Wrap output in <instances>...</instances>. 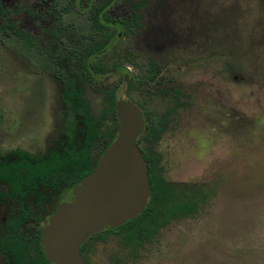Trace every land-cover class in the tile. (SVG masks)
<instances>
[{"label": "rangeland", "instance_id": "1", "mask_svg": "<svg viewBox=\"0 0 264 264\" xmlns=\"http://www.w3.org/2000/svg\"><path fill=\"white\" fill-rule=\"evenodd\" d=\"M150 2L139 0L144 18L138 15L136 39L116 45L120 53L135 50L143 64L148 51L167 56L169 95L110 76L96 77L86 96L98 113L97 89L117 84L116 97L161 112L180 88L182 104L154 149L174 193L196 195L199 203L194 215L171 223L156 244L122 264H264V0ZM9 48L0 43V158L25 150L34 159L60 139L61 90ZM125 69L134 72L130 64ZM117 245L108 236L94 257L105 262Z\"/></svg>", "mask_w": 264, "mask_h": 264}, {"label": "flooded vegetation", "instance_id": "2", "mask_svg": "<svg viewBox=\"0 0 264 264\" xmlns=\"http://www.w3.org/2000/svg\"><path fill=\"white\" fill-rule=\"evenodd\" d=\"M149 3H151L150 0H143V5L151 6ZM142 9L139 0H0V36L20 38L22 50L20 57L27 68H33L28 57H41L48 60L52 66H56L55 73L71 75L73 74L72 57L77 55L79 50L77 48L74 50V46H77L79 41L89 40L91 36L104 40L107 31L110 34V43L100 52L101 61L107 64V68L101 72L91 70L93 85L97 84L96 77L97 82H101L110 76H118L119 82L124 83L126 87L129 84L130 86L143 84L146 91L152 90L150 95L156 94L165 99L169 92L165 91L164 86L171 82L170 59L167 56L161 59L160 55L156 54V50H151L148 51L143 64L138 60L139 55L135 50L125 49L120 53L119 44L116 45L117 41L123 39L130 41L136 39L139 26L138 15L139 10ZM91 20L98 25V29L92 35L89 34L88 27ZM146 20L149 23V18ZM161 55L164 56V53ZM109 63H115V65L110 66ZM127 64L134 68L133 73L125 69ZM88 66L90 67L89 63ZM48 72L47 70L39 71L42 75L46 74L55 78L61 90L59 77ZM81 83L86 94V89L91 83L84 79ZM110 86L116 91L117 84ZM179 89H172L170 107L161 112L150 111L167 113V123L171 112L182 104L178 97L180 104L175 105L176 99L173 96L175 90L178 92L177 96L180 95ZM60 93L61 91L58 99L63 107ZM132 101L141 112L143 130L145 112L148 111H144L138 102ZM58 133H61L60 139H54L50 149L35 158H44L50 151L61 152L67 146V138L62 132V120ZM22 153L27 155L25 150ZM65 181L66 178L20 179L18 190L11 191L9 181L0 178V264H57L45 256L39 237L44 223L74 184H67ZM164 181L167 183L165 178ZM186 195L195 202V211L188 215L183 209ZM175 198L181 199L180 210L176 208L168 210L162 222L147 237H130L126 232L133 231V228L120 227V224L87 235L78 247V253L84 264H122L129 257L136 258L139 253H145L148 248L156 244L154 239L160 231L167 229L171 223L197 212L199 199L196 195L174 193L172 199ZM173 202L169 201L167 205L171 207ZM108 236L117 240L118 248L115 247L108 259L100 263L99 259L94 257L95 248L105 244Z\"/></svg>", "mask_w": 264, "mask_h": 264}, {"label": "trees", "instance_id": "3", "mask_svg": "<svg viewBox=\"0 0 264 264\" xmlns=\"http://www.w3.org/2000/svg\"><path fill=\"white\" fill-rule=\"evenodd\" d=\"M88 27L90 35L98 29V25L92 20ZM109 38L110 34L106 31L104 40L91 36L87 41H79L78 45L74 46V50L76 48L79 50L77 55L72 57L73 74L71 75L55 73L56 66H52L48 60L41 57H28L33 70H47L49 74H56L59 77L62 86L60 98L63 104L62 132L68 142L61 152L50 151L44 158L31 159L20 150L9 157L0 158V178L9 181L11 191L18 190L20 179L66 178L67 184L77 182L92 170L98 156L114 138L117 125L114 112L116 99L114 87L104 85L97 89L101 94V108L98 113H94L91 111L81 83L84 79L93 84L91 70L101 72L107 68V64L101 61L100 52L109 45ZM0 43L9 45L13 51L21 54V42L18 36L6 38L1 35ZM109 65L114 66L115 63ZM177 93V90L173 93L176 99L175 105L180 104ZM144 117L145 127L137 137L136 143L138 147L140 142L143 143L139 148L146 166L150 193L141 212L133 219L120 224V227H132L133 231L126 233L130 237L138 238L147 237L153 232L168 210L181 208V199H172L174 192L164 181L160 157L154 149L166 125L167 113L148 111L145 112ZM169 201H174L171 207L167 205ZM183 202L185 214H192L195 211L194 200L186 195Z\"/></svg>", "mask_w": 264, "mask_h": 264}, {"label": "water", "instance_id": "4", "mask_svg": "<svg viewBox=\"0 0 264 264\" xmlns=\"http://www.w3.org/2000/svg\"><path fill=\"white\" fill-rule=\"evenodd\" d=\"M114 112V138L42 227L43 252L57 264H84L78 247L85 237L133 219L149 197L146 166L136 143L143 128L141 112L131 99L120 96Z\"/></svg>", "mask_w": 264, "mask_h": 264}]
</instances>
